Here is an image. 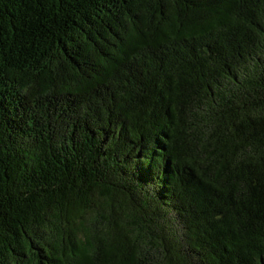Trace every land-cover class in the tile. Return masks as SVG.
<instances>
[{"label": "trees", "instance_id": "16d2710c", "mask_svg": "<svg viewBox=\"0 0 264 264\" xmlns=\"http://www.w3.org/2000/svg\"><path fill=\"white\" fill-rule=\"evenodd\" d=\"M0 264H264V0H0Z\"/></svg>", "mask_w": 264, "mask_h": 264}]
</instances>
